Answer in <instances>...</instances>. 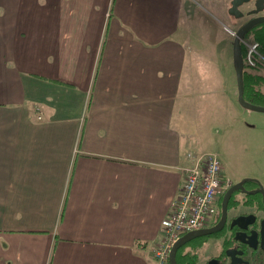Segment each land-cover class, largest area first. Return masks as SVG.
<instances>
[{
	"label": "crops",
	"instance_id": "crops-1",
	"mask_svg": "<svg viewBox=\"0 0 264 264\" xmlns=\"http://www.w3.org/2000/svg\"><path fill=\"white\" fill-rule=\"evenodd\" d=\"M193 3L0 0V264H154L216 60Z\"/></svg>",
	"mask_w": 264,
	"mask_h": 264
},
{
	"label": "rangeland",
	"instance_id": "rangeland-1",
	"mask_svg": "<svg viewBox=\"0 0 264 264\" xmlns=\"http://www.w3.org/2000/svg\"><path fill=\"white\" fill-rule=\"evenodd\" d=\"M196 2L208 12L195 9L196 13L190 15L191 26L198 23L191 29L198 40L191 41L189 47H197V51L216 60L204 62L207 71L201 70L199 85L203 93L197 94L188 108L196 122L191 149L216 154L232 181L252 178L264 186V113L242 108L237 94L236 99L225 96L229 90L234 95L237 86L231 55L233 39L224 27L235 31L240 22L227 15L229 0H194L195 6ZM254 34L247 36L248 40H253ZM251 77L264 93V66L252 69Z\"/></svg>",
	"mask_w": 264,
	"mask_h": 264
},
{
	"label": "flooded vegetation",
	"instance_id": "flooded-vegetation-1",
	"mask_svg": "<svg viewBox=\"0 0 264 264\" xmlns=\"http://www.w3.org/2000/svg\"><path fill=\"white\" fill-rule=\"evenodd\" d=\"M229 1L227 15L240 23L235 31L225 27L224 30L234 39L235 33L246 23L264 16V3L261 11L255 13L257 0H248L237 6L238 14H230L232 0ZM196 6L198 10L208 12L200 3L196 2ZM263 27L264 23L255 25L243 40H248L247 36L253 35ZM243 179L236 181L230 179L227 190L241 184L229 194L225 210L223 199L227 190L220 198L216 217L207 227L217 229L181 247L177 253L182 249L185 251L180 253L182 257L180 264H264V197L258 191L261 187L264 189V186L257 179L242 182Z\"/></svg>",
	"mask_w": 264,
	"mask_h": 264
},
{
	"label": "built area",
	"instance_id": "built-area-1",
	"mask_svg": "<svg viewBox=\"0 0 264 264\" xmlns=\"http://www.w3.org/2000/svg\"><path fill=\"white\" fill-rule=\"evenodd\" d=\"M242 46L246 49L244 66H255V57L264 61L257 52V42L242 40ZM184 158L182 184L152 248L154 264H169L171 249L180 237L207 228L214 221L219 200L231 182L216 154L189 150Z\"/></svg>",
	"mask_w": 264,
	"mask_h": 264
},
{
	"label": "water",
	"instance_id": "water-1",
	"mask_svg": "<svg viewBox=\"0 0 264 264\" xmlns=\"http://www.w3.org/2000/svg\"><path fill=\"white\" fill-rule=\"evenodd\" d=\"M248 0H232L231 3V9L230 14L237 13V6H239L242 3H246ZM257 9L255 10V13H258L261 11L264 0H257ZM238 14V13H237ZM264 23V16L256 17L252 20H250L248 23H246L242 28H240L234 36L233 43H232V64L235 72V78H236V86H237V101L239 105L247 110L250 111H257L264 113V106L257 105L248 102L244 98V62L243 57L241 53V40L244 39L245 35L248 33V31L253 28L255 25ZM253 180L251 178H245L242 180V182ZM241 184V183H240ZM240 184L237 186L230 188L227 190V192L224 195L223 199V208L225 210V203L228 199L229 194L235 190ZM260 193H262L264 197V189L261 187V189L258 190ZM253 193V192H250ZM216 228H204L197 231L189 232L182 237H180L177 242L173 245L170 255H169V264H176V255L177 251L183 247L185 244L189 243L193 239L203 237L206 235H209L213 233Z\"/></svg>",
	"mask_w": 264,
	"mask_h": 264
},
{
	"label": "trees",
	"instance_id": "trees-1",
	"mask_svg": "<svg viewBox=\"0 0 264 264\" xmlns=\"http://www.w3.org/2000/svg\"><path fill=\"white\" fill-rule=\"evenodd\" d=\"M251 42H257L258 48L257 52L259 55H261L264 58V27L258 31L255 32L253 36V40H249ZM246 49L242 46V57L243 60L245 58ZM255 60V66L252 68H247V66H244V98L253 104L262 105L264 106V93L261 92L259 89L255 87V85L251 82V70L259 68L260 66H264L263 61L257 60V58H254ZM245 63V62H244ZM181 256L177 253L176 255V264H180L181 262Z\"/></svg>",
	"mask_w": 264,
	"mask_h": 264
}]
</instances>
